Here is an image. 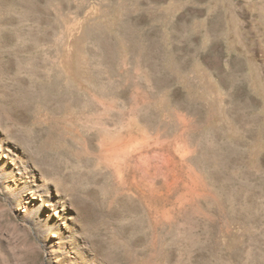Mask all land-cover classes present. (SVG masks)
<instances>
[{
  "label": "rangeland",
  "instance_id": "rangeland-1",
  "mask_svg": "<svg viewBox=\"0 0 264 264\" xmlns=\"http://www.w3.org/2000/svg\"><path fill=\"white\" fill-rule=\"evenodd\" d=\"M0 264H264V0H0Z\"/></svg>",
  "mask_w": 264,
  "mask_h": 264
},
{
  "label": "bare ground",
  "instance_id": "bare-ground-1",
  "mask_svg": "<svg viewBox=\"0 0 264 264\" xmlns=\"http://www.w3.org/2000/svg\"><path fill=\"white\" fill-rule=\"evenodd\" d=\"M10 11V10H9ZM48 195V194H47ZM152 199V198H151ZM149 200V199H148Z\"/></svg>",
  "mask_w": 264,
  "mask_h": 264
}]
</instances>
